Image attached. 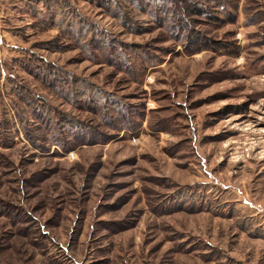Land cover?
<instances>
[{"label":"rangeland","instance_id":"1","mask_svg":"<svg viewBox=\"0 0 264 264\" xmlns=\"http://www.w3.org/2000/svg\"><path fill=\"white\" fill-rule=\"evenodd\" d=\"M46 1L0 0V264H264V0H173L190 37L69 0L113 54Z\"/></svg>","mask_w":264,"mask_h":264},{"label":"trees","instance_id":"2","mask_svg":"<svg viewBox=\"0 0 264 264\" xmlns=\"http://www.w3.org/2000/svg\"><path fill=\"white\" fill-rule=\"evenodd\" d=\"M92 1L106 14L115 18L131 31L143 30L150 27L146 24L147 17L154 16L157 14L156 11L161 10L170 11L169 15H167L169 19L168 28L166 27L170 33L178 34L179 36L184 34L190 37L191 29H193L187 25L189 20L186 18V14L182 12L179 7L180 3L177 1L175 6L173 5V0ZM46 7L49 13L55 15V26L60 29L63 36L72 44L75 43L77 46H81L87 52L93 51L95 46H100L108 51L110 50L112 54L120 49L119 47H115L112 38L106 30L97 22L86 18L78 7H75L69 0H47ZM195 48V51L200 50V44L196 42ZM40 61L43 62L39 64V69L47 76L48 86L53 90L55 89L59 95L62 94L69 99L72 96L76 97L75 99H80L82 95H79L78 91L85 90L87 93L91 92V86L87 81L77 78L72 72L65 71L53 63L44 60ZM21 95L24 94L21 93ZM25 95L30 98L34 97ZM37 99L40 98L37 97ZM74 102H77V100ZM41 108L46 112L51 110L50 106L44 103Z\"/></svg>","mask_w":264,"mask_h":264}]
</instances>
